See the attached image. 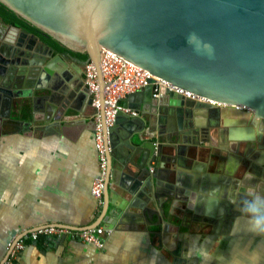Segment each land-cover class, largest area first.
Wrapping results in <instances>:
<instances>
[{
    "label": "water",
    "instance_id": "1",
    "mask_svg": "<svg viewBox=\"0 0 264 264\" xmlns=\"http://www.w3.org/2000/svg\"><path fill=\"white\" fill-rule=\"evenodd\" d=\"M0 3L64 47L89 55V62L95 64L98 72L102 121L101 59L105 51L171 86L211 101L214 106L231 109L237 118L223 116L230 146L227 150L251 158L264 168V0H0ZM20 35L29 36L25 30H20ZM11 43L0 45V85L5 93L0 91L3 98L0 102L7 108L6 118L10 119L14 100L24 99L40 89L51 93L44 97L47 106L43 111L48 120L51 117L48 112H53V120L59 126L55 135L71 137L72 141L77 138L76 134H67L68 129L77 125L78 117L68 115L69 110L84 117L81 122L84 129L94 132L97 110L92 106L85 82L67 69L63 57L56 56L47 62V55H52L50 48L43 46L41 51L30 55L27 49L21 50L23 45L17 43L16 47ZM59 63L67 66L60 68ZM28 78L38 85L24 89L19 80ZM150 90L148 87L130 95L122 103L128 106L132 98L151 93ZM168 96L169 113L159 115L163 119L159 135L167 140L156 149L152 146L144 150L139 162L131 155L121 161V171L133 173V184L123 188L131 200L117 212L108 207L112 171L108 173L103 216L94 227L105 224L106 229L112 230L124 218L123 211L136 208L141 217L151 221L152 227L162 228L155 236L168 233L165 227H174L170 218L181 208L179 193L190 195L193 190L213 188L211 176L207 178L205 171L199 169L196 153L189 150L192 144L189 145L181 126L178 130L167 126V116L179 119L186 100L173 94ZM186 102H190V107L197 104ZM128 107L141 111L140 105ZM87 108H92L93 113ZM119 117L120 113L106 131L109 157L113 149L122 152L120 147L127 146L131 139V128L119 126ZM150 162L156 163L157 175L150 170ZM184 203L188 206L190 201ZM154 217L158 219L156 224ZM9 256L7 251L0 264H5Z\"/></svg>",
    "mask_w": 264,
    "mask_h": 264
},
{
    "label": "crops",
    "instance_id": "2",
    "mask_svg": "<svg viewBox=\"0 0 264 264\" xmlns=\"http://www.w3.org/2000/svg\"><path fill=\"white\" fill-rule=\"evenodd\" d=\"M63 58L68 66L59 63V67L67 66V69L81 77L84 69L79 62L73 58ZM50 61H53L52 57H48V62ZM151 94L152 92H147L130 100V106L140 105L141 111L129 108L128 103V106L122 103L138 114L131 116L120 113L118 118L119 126L131 128V139L127 146L120 147L122 152L113 149L112 156L109 157L108 168L109 172L112 171V180L108 207L111 211L125 209L131 200L123 188L133 184V173L121 171V161L131 155L135 162H139L144 150L151 149L152 146L156 149L167 140L159 135V124L161 127L163 124L159 115L169 113L170 96H163L157 101ZM41 95V91L37 90L20 102L14 100L13 104L22 102L25 107L22 110L12 108L10 119L5 118L4 134L0 137V263L7 253L9 242L38 227L62 225L93 228L103 216L102 205L104 198L106 202V196L102 205H99L90 193L92 182L98 175L94 132L84 129V124L81 123L85 120L84 117L69 110L68 115L75 114L78 117L75 120L77 125L68 129L67 134H76L77 138L72 141L71 137L55 135L59 126L53 120L52 111L48 112L51 116L49 120L43 115V109L47 105L44 100L39 102ZM36 111L37 116L34 118ZM87 111L93 113L92 108H87ZM167 117V126L178 130L179 119L170 115ZM66 120L70 122L71 119ZM181 130L183 131L182 127ZM194 144L201 147L195 139ZM148 165L150 170L155 171L153 175H157L156 163L150 162ZM182 196L189 199L187 194ZM169 210L168 205L167 215ZM137 211L136 208H132L131 212L123 211L124 218L112 229L104 249H98L71 236L43 237L35 243H29L28 248L19 254L15 264H167L164 243L160 244L154 235L162 228L152 227L151 221L141 217ZM157 221L154 217L153 223L156 224ZM170 221L173 228H178L181 225L179 213L176 212ZM99 226L106 228L105 224ZM168 231L172 233V241L167 245L173 250L177 230Z\"/></svg>",
    "mask_w": 264,
    "mask_h": 264
},
{
    "label": "flooded vegetation",
    "instance_id": "3",
    "mask_svg": "<svg viewBox=\"0 0 264 264\" xmlns=\"http://www.w3.org/2000/svg\"><path fill=\"white\" fill-rule=\"evenodd\" d=\"M20 30L25 29L7 25L0 18L1 47L11 42L14 46L18 43L25 47L21 50L27 49L30 55H34L38 49L41 51L43 46L50 48L36 34L27 31L29 36L23 37ZM51 51L52 58L69 57L56 55L52 49ZM48 57L47 55V62ZM76 60L84 69L80 76L86 86V62ZM19 84H23L21 86L24 89H30L28 87H34L37 83L28 78L19 80ZM37 90L40 89H35L36 92ZM0 91L5 95L2 85ZM40 91L42 95L39 102L50 95L49 91ZM0 101H3L1 95ZM19 102L12 103V108L22 110L25 103ZM2 104L0 102V137L4 134L5 118L8 115L7 108H3ZM185 104L184 109L180 110L178 125L183 128V134L192 144L189 150L196 153L198 166L202 167L207 178L211 176L213 188L207 191L193 190L187 195L189 199L179 194L178 204L181 208L177 212L181 225L178 228L166 226L168 233L163 232L157 236L159 243H164L167 255L165 259L171 261V264H264V236L252 234L248 230L246 218L239 211L242 202L249 198L250 190L264 194V168L256 165L251 158L232 154L227 150L230 146L228 132L223 127V116L237 118L231 109L214 106L212 102L192 104L191 107L190 102L185 101ZM43 115L47 117L45 111ZM193 139L198 141L201 147L193 145ZM246 173H252L253 179H246ZM185 201H190V204L187 206ZM168 229L177 230L173 250L168 247V243L172 241V233ZM205 256L208 258L205 259Z\"/></svg>",
    "mask_w": 264,
    "mask_h": 264
},
{
    "label": "built area",
    "instance_id": "4",
    "mask_svg": "<svg viewBox=\"0 0 264 264\" xmlns=\"http://www.w3.org/2000/svg\"><path fill=\"white\" fill-rule=\"evenodd\" d=\"M101 74L104 83V109L103 121L99 115L101 103L99 100V82L98 72L94 63H86V87L92 98V106L97 110L94 118V147L98 157V175L92 182L91 196L96 199L99 205L103 202V192L106 187L109 173V152L110 147L106 141V131L111 128L117 119L118 113L137 116V112L123 106L122 102L130 95L139 93L148 87H151L152 97L159 99L163 96L173 94L176 97L186 101H193L202 104H209L201 98L169 85L168 83L154 77L147 70L140 69L119 57L103 51L101 59ZM153 171V169H152ZM112 230L104 227L94 228H71L62 225H44L24 235L16 245L11 241L7 245V251L10 256L5 264H15L19 254L23 253L29 243L37 242L40 238L67 237L84 241L86 244L95 246L98 249H104L106 240L111 235Z\"/></svg>",
    "mask_w": 264,
    "mask_h": 264
},
{
    "label": "trees",
    "instance_id": "5",
    "mask_svg": "<svg viewBox=\"0 0 264 264\" xmlns=\"http://www.w3.org/2000/svg\"><path fill=\"white\" fill-rule=\"evenodd\" d=\"M0 18L4 23L10 26H17L19 28L25 29L26 31L36 34L39 39L48 47H50L56 55H66L72 58H76L86 63L89 62V55L86 53L74 52L63 45H61L55 39L44 34L43 31L32 25L26 19L20 17L15 12L8 9L6 6L0 3Z\"/></svg>",
    "mask_w": 264,
    "mask_h": 264
},
{
    "label": "clouds",
    "instance_id": "6",
    "mask_svg": "<svg viewBox=\"0 0 264 264\" xmlns=\"http://www.w3.org/2000/svg\"><path fill=\"white\" fill-rule=\"evenodd\" d=\"M246 179H253L252 173L245 174ZM247 199L242 202L239 211L246 218L248 230L255 235L264 236V194L250 190ZM208 257L205 256V259Z\"/></svg>",
    "mask_w": 264,
    "mask_h": 264
},
{
    "label": "rangeland",
    "instance_id": "7",
    "mask_svg": "<svg viewBox=\"0 0 264 264\" xmlns=\"http://www.w3.org/2000/svg\"><path fill=\"white\" fill-rule=\"evenodd\" d=\"M167 264H171L170 261H167Z\"/></svg>",
    "mask_w": 264,
    "mask_h": 264
},
{
    "label": "bare ground",
    "instance_id": "8",
    "mask_svg": "<svg viewBox=\"0 0 264 264\" xmlns=\"http://www.w3.org/2000/svg\"><path fill=\"white\" fill-rule=\"evenodd\" d=\"M194 103H198V102H194ZM201 104V103H200Z\"/></svg>",
    "mask_w": 264,
    "mask_h": 264
}]
</instances>
